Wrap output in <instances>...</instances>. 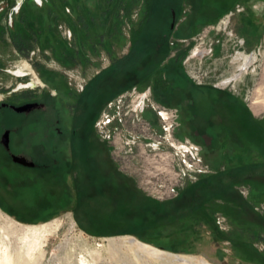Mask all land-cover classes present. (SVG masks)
<instances>
[{
    "label": "rangeland",
    "instance_id": "1",
    "mask_svg": "<svg viewBox=\"0 0 264 264\" xmlns=\"http://www.w3.org/2000/svg\"><path fill=\"white\" fill-rule=\"evenodd\" d=\"M20 1L0 0V103L6 100L20 102L26 97L43 98L49 91H57L60 94L57 101L62 102L63 111L68 114L65 103L74 104L82 97L83 101L90 102L97 92L107 98L120 91L104 105L98 120L103 124L107 116L112 120L104 130L97 129L101 144L111 151L113 164L128 183L133 196L147 197L161 204L166 201L162 202L142 189L146 178L144 161L148 158L141 156L145 149L141 143L145 141L138 136L134 138L136 144L132 149L121 145V154H118L104 132L111 136L118 131L125 133L123 128L130 125L136 127L132 128V134L137 136L143 133V123L139 125V120H143L153 130L152 140H156L163 150L170 151L173 149L164 140V124L155 110H178L174 139L178 143L199 146L205 169L202 173L192 174V177L187 176L178 189L179 195L169 201L176 200L193 185L199 184L202 194L208 181L212 188L221 184L218 181L224 173H229L231 177L228 180L234 183L226 188L228 193L219 186V196L210 202H195V212H185L182 206L179 208L180 216L170 218L175 210L170 207L172 212L165 216L171 220L158 222L155 227V223L145 227L146 224L140 221L139 211L134 213L139 202L132 206V213L127 210L121 212L117 219L112 214V219L102 220L78 219L69 209L70 206L73 208L72 205L54 203L49 206L42 201L30 206L35 212L32 221H18L5 215L0 207V235L3 234L0 247L7 249L0 251V264H4L6 258L17 264L22 258V237L15 233L12 221L25 227L55 223L57 230H46L47 234L42 239L43 249L36 253L35 264H79L82 258L88 264H264V147H258L257 142L246 137L238 144L227 137L228 143L224 141L226 146H220L216 155L211 150V137L199 134L197 130L193 132L182 116L184 112L176 104L177 92L182 93V89L176 86V76L170 83L167 72L161 71L158 78L162 81L157 83L155 72H150L149 80L140 79L134 84L129 81L132 67L125 69V65L121 72H108L116 62L128 56L136 33L142 31L140 35L143 33L144 40H151L150 32L157 28L155 22L158 19V28L168 35L170 43L169 54L159 68H170L172 60L178 61L182 71L196 85L234 94L235 99L248 104V111L257 122L264 116V108L258 114L252 109L255 101L264 105V3L255 4L252 14L249 13L252 18L247 14L249 19H243L246 23L244 30L240 28L242 19L238 12L214 17L223 0H180L174 10L175 20L170 9L167 10L163 4L159 7L160 13L153 17L149 8L152 0H25L21 5ZM194 16L200 23L190 36L180 37L184 25ZM252 21L257 24L255 27H252ZM171 24H174L173 28ZM254 30L257 33L253 39ZM143 36L139 40H143ZM244 39L259 41L249 45L238 56L235 41ZM218 40L221 45L217 55L212 56V45ZM251 53H254L251 69L241 72V57L246 58ZM22 72L28 77L15 76H21ZM229 80L232 82L226 83ZM157 84L172 88L174 95L167 99L169 103L162 97V88L158 90ZM27 85L32 86L24 88ZM83 89L85 95H82ZM149 89L151 94L145 109L139 112L138 117L130 114L128 126L122 123L120 115H115L119 107L125 106L121 107L123 113L129 101ZM120 100L122 102L118 106ZM113 116L117 118L113 119ZM121 116L123 119L125 114ZM43 132L49 142L54 140L47 128ZM126 147L130 157L125 154ZM226 147L235 150L232 151L234 154L226 153L223 149ZM135 159H139V163L134 164L132 160ZM221 185L225 187L223 183ZM6 217L9 222H6ZM131 224L140 227L139 233L141 230L143 237L127 234ZM96 230L100 233H95ZM64 244L68 247L64 248Z\"/></svg>",
    "mask_w": 264,
    "mask_h": 264
},
{
    "label": "flooded vegetation",
    "instance_id": "2",
    "mask_svg": "<svg viewBox=\"0 0 264 264\" xmlns=\"http://www.w3.org/2000/svg\"><path fill=\"white\" fill-rule=\"evenodd\" d=\"M260 2L264 3V0H223L214 17L238 12L242 19L240 28L245 30L243 19H249L246 15L252 14V7ZM219 12L223 14L219 15ZM172 13H175L174 10ZM251 24L252 27L257 25L254 21ZM256 33L254 30L253 39ZM258 41H235L234 46L239 49L237 55ZM219 45L220 40L212 45V56L217 55ZM241 58L243 65L240 71H249L254 53ZM21 74L15 76L28 77V74ZM85 90L82 95H85ZM59 95L57 91H49L43 98L26 97L20 102L6 100L0 103V207L4 214L18 221H32L35 212L30 206L42 201L49 206L54 203L72 205L73 208L70 206L69 209L78 219H112V214L117 219L121 212H127V209L133 211L132 206L140 200L133 196L128 183L115 168L111 151L103 147L97 132L98 120L104 108L99 110L101 101H83L82 97L74 104L65 103L66 114L62 102L57 101ZM222 96L217 94L218 98ZM224 104L216 102L215 111H211L209 136L212 152L216 155L220 146H226L223 142L227 141V137L231 142L235 140V144L244 138L233 124L232 117L222 118L218 114L217 106ZM243 104L249 108L248 104ZM22 107H26L24 111L16 110ZM225 112L232 113L231 110ZM254 125L264 133V116L257 119ZM46 128L55 137L50 142L44 138ZM223 149L228 154L235 151L227 147Z\"/></svg>",
    "mask_w": 264,
    "mask_h": 264
},
{
    "label": "trees",
    "instance_id": "3",
    "mask_svg": "<svg viewBox=\"0 0 264 264\" xmlns=\"http://www.w3.org/2000/svg\"><path fill=\"white\" fill-rule=\"evenodd\" d=\"M200 1L201 0H199V2ZM179 2L180 0H152L149 3L150 14L154 17L156 14L160 13L159 7L162 4L165 5V8L167 10L170 9L169 12L171 13L172 10H176L177 6L179 5ZM196 6H197V1L194 4V9L196 8ZM202 6L204 5L202 4ZM221 14H223V12L222 13L219 12V15ZM155 23L157 28L151 30L150 32L151 36H149V38L151 37L150 38L151 40H144L146 39V37L143 36V33L142 35H140L142 31L136 33V35L132 38V46L128 56L122 61L119 60L118 62H116V64L113 65V67L109 69V71L108 70L107 71L121 72L120 70H125L128 67H132V69L130 70L131 74L129 81L133 82L134 84H136L137 83L136 81H139L140 79L143 80L146 78L145 80H149L147 78H149L150 72H155L157 83H159L160 82L159 80H161L158 78V74L162 73L161 71L167 72V80H169V82L173 81L174 76H176L177 77V80L175 81L177 83L176 86H179V88L182 89V90L179 89L182 92L181 94L177 92L178 103L176 104L184 112L182 116L185 118V120L187 121V125H189V128L192 129L193 132L194 130H197L199 134L205 133L208 136L209 134H211V120H210L212 115L211 111H213V109L215 111L216 109L215 103L220 101L225 104L223 106H217L218 114L222 118H226L229 116L232 117L233 124L238 127V129L241 131V134L244 137L249 138L251 141L253 140L255 143L257 142L258 147H264V143H262L264 142V133L258 128V126L254 125V123L256 122L253 120L252 114L248 111V108H246L245 104H243L240 100L235 99L234 96L230 94H225V92H220L212 88H205L200 85H196L194 82L191 81V79H189V77L185 74V72L182 71L181 65L178 64V61L176 62L172 60L170 68L167 69L159 68L161 62H163V60H165L169 54L170 43L168 42L169 39L168 35L165 32L162 33L160 27L158 28L159 20L157 19ZM198 23H200V21L196 20L195 16L193 18H190V21L187 23V25L186 24L184 25L185 29L181 30L179 36L180 37L186 35L190 36L192 30L196 28ZM140 36L144 37L143 40H139ZM122 67H125V69H123ZM174 72L175 73L177 72L176 73L177 75H175ZM96 81L98 83L99 80ZM93 83H95L96 85V82ZM159 87L162 88L161 90L162 97H164V99L166 98L165 99L166 102L169 103L170 101L167 99H169L170 97H172V95H174L172 93V88L171 87L167 88L164 87L163 85L160 86L159 84H157L158 90L160 89ZM86 90H88V88ZM119 93L120 91L106 98L102 96V93L97 92L95 93L96 97H94L91 100L94 102L97 100L101 101L102 105L100 106L99 110H102L104 105L109 100H111V98L118 95ZM217 94L223 96L218 98ZM235 103H237L238 105H236ZM227 110L229 111L231 110L232 113L227 114V112H225ZM248 129L250 130L249 132H247ZM190 135L192 136V134ZM192 138H194V135L192 136ZM212 149L213 147H211V150ZM221 177L222 178H219L218 182L219 183L221 182V184L223 183L225 187H222L221 184H218L212 188L210 186L211 182L208 181V183L206 182L207 184L204 185L205 186L204 192L201 194V192L199 191V187H200L199 184L193 185L192 187H189L184 193H181V195L176 200L162 204L153 201L147 197L141 198V196L134 194V196L136 198H139L140 200L139 205L135 207L134 213H136V211H139L138 213L141 217L140 221H143L146 224L145 227H149V226L151 227L152 223H155L153 225V227H155L158 224V222H163L164 220L167 219L165 214L170 215L169 213L172 212V210L169 211L170 207L171 209L172 208L175 209L173 213L174 215L170 218L179 217L181 214L180 212L181 209L179 208H181L182 206H184V211L190 210L191 212H195L196 210L195 209L196 206H194L195 202H203V201L210 202L212 198L219 196V192L217 188L220 187L224 188L225 191L228 193L226 188L228 187L230 188V186L232 185V183H234V181L228 180L231 177L229 173H224L221 175ZM167 220L169 221L171 219H167ZM98 223L101 224L103 222L98 221ZM128 227L130 228L129 230H127L128 231L127 234H132V235L134 234L139 237H143L141 235L142 233L141 230L139 233L140 227L138 225L131 224L128 225ZM95 233L99 234L100 232L96 230Z\"/></svg>",
    "mask_w": 264,
    "mask_h": 264
},
{
    "label": "built area",
    "instance_id": "4",
    "mask_svg": "<svg viewBox=\"0 0 264 264\" xmlns=\"http://www.w3.org/2000/svg\"><path fill=\"white\" fill-rule=\"evenodd\" d=\"M20 5L24 2V0L20 1ZM151 94V89L148 90L145 94L141 96H137L135 100L128 102V108L126 111H123L125 114V117L122 119L121 115L123 114L121 112V107L125 108V106L119 107L120 110L117 111L115 115H120V120L122 123H125L126 125L130 124V118L129 115L133 114L134 116L138 117L139 112L143 111L146 107V100ZM122 100H120L121 105ZM127 104V103H126ZM112 105V104H111ZM116 106V105H115ZM117 107V106H116ZM160 118V120L163 122V130L164 133V140H167L169 142L170 148L173 150L165 151L158 143L153 141L154 135L152 134L153 130L150 128V125L147 124L145 121L139 120V125L142 123L143 127V133H140V135H134V130L136 127H132L129 125L128 128L124 127L123 131L125 133H120L119 131L116 132L113 136L107 134L104 132V135L107 136L108 139L112 142V145L114 146V149L116 150V153L121 154L120 146H129L132 149V146L136 144L134 141L138 136L139 138L143 139L145 142L141 143V146H144V154L141 156L144 158L145 155L148 157H151L157 163L162 164V166L165 165L166 158H167V165L169 164L170 170H163L158 169L157 166L154 165V163H150L145 159L144 163H146V167H144L143 172L146 175L145 180L142 182L143 190L149 195H152L154 198L164 202L173 200V198H176L179 195L178 189L183 186V182L185 181L187 176L192 177V174L195 173H202L204 168V160H203V154L201 151V148L195 144L190 143H178L174 139L173 130H174V122L175 119L178 117V110L175 111H169L167 109H161L158 108L155 110ZM163 113H167L171 119L172 124H168L167 120L163 118ZM111 117L107 116V119H104L106 121L105 124L103 122H99L98 126L102 130H104V126H108V124L111 123ZM117 118V116H113V119ZM141 118V117H140ZM104 121V122H105ZM137 121V120H135ZM133 120V122H135ZM137 123V122H136ZM124 124V125H125ZM132 124V123H131ZM170 125V126H169ZM128 126V125H127ZM133 128V129H132ZM108 132V131H107ZM132 134V135H131ZM135 138V139H134ZM123 143V144H122ZM120 151V152H119ZM125 154L128 155L127 147L125 148ZM129 156V155H128ZM130 157V156H129ZM170 158V159H168ZM134 159V158H133ZM127 161L130 159H126ZM139 159L132 160L134 161V164L139 163ZM138 170V169H137Z\"/></svg>",
    "mask_w": 264,
    "mask_h": 264
},
{
    "label": "bare ground",
    "instance_id": "5",
    "mask_svg": "<svg viewBox=\"0 0 264 264\" xmlns=\"http://www.w3.org/2000/svg\"><path fill=\"white\" fill-rule=\"evenodd\" d=\"M198 52L199 51L197 50L196 53H198ZM229 82L230 81H228L226 83H229ZM262 108H264V105L260 104L258 101H255V102L252 103V109L254 110V112L256 114L260 113V110ZM169 117L170 116L167 113H163V118L166 119L168 124L171 125L172 122H171V119H169ZM168 159H170V158H168ZM147 161L150 162V163H154V165L157 166L158 169L171 171L170 167H169V164L167 165V158H166V162H165L164 166H162V164H160V163H157V161H155L151 157H148ZM166 202H168V201H166ZM1 215L2 214L0 213V216ZM5 220H7L6 222H9L8 220H10V219L8 217H6ZM12 222L14 224L13 226H14V229H15V233H17L18 235H20L22 237V243H23L22 244V246H23L22 251L23 252H22V254H20L22 256V258H20L18 260L17 264H20L21 262H24L26 264H35L37 262L36 253L37 252L39 253V251L42 252V249H43V245L44 244L42 243L43 242L42 239H44V236L47 234L46 230L48 232H52V231L57 230L54 227L55 223H50V224L43 225V226H40V227H25L23 225H19L18 223L16 224L14 221H12ZM2 235L3 234L0 235V241H1V236ZM63 247L67 248L68 246H67V244H64ZM1 250H7V249L6 248L5 249H1V247H0V251ZM5 256L6 255H4L2 257H5ZM4 264H13V261L11 259H9V258H6ZM67 264H70V263L67 262ZM79 264H88V263H86V261L82 258L81 260H79Z\"/></svg>",
    "mask_w": 264,
    "mask_h": 264
},
{
    "label": "water",
    "instance_id": "6",
    "mask_svg": "<svg viewBox=\"0 0 264 264\" xmlns=\"http://www.w3.org/2000/svg\"><path fill=\"white\" fill-rule=\"evenodd\" d=\"M173 18H174V20H175V13H173ZM174 23V22H173ZM174 27V24H172V28ZM24 108H26V107H22V108H17L16 110L18 111V112H22V111H24Z\"/></svg>",
    "mask_w": 264,
    "mask_h": 264
}]
</instances>
